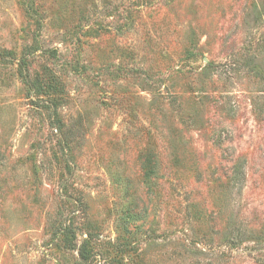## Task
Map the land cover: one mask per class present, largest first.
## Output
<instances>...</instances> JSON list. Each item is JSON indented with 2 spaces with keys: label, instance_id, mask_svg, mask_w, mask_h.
Returning <instances> with one entry per match:
<instances>
[{
  "label": "rangeland",
  "instance_id": "1",
  "mask_svg": "<svg viewBox=\"0 0 264 264\" xmlns=\"http://www.w3.org/2000/svg\"><path fill=\"white\" fill-rule=\"evenodd\" d=\"M85 240L264 264V0H0V264Z\"/></svg>",
  "mask_w": 264,
  "mask_h": 264
},
{
  "label": "trees",
  "instance_id": "2",
  "mask_svg": "<svg viewBox=\"0 0 264 264\" xmlns=\"http://www.w3.org/2000/svg\"><path fill=\"white\" fill-rule=\"evenodd\" d=\"M243 166L242 164L241 165H238L235 169V174H234V177L237 179V178H242V176L244 175V172H243ZM69 231V230H68ZM79 254H80V259L82 261L83 264H88L89 263V258H90V250L89 248L87 247V242L86 240L82 243V245L79 247Z\"/></svg>",
  "mask_w": 264,
  "mask_h": 264
}]
</instances>
